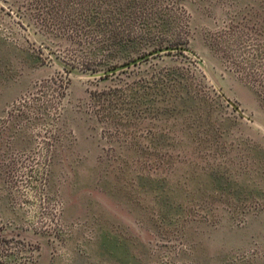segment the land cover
I'll list each match as a JSON object with an SVG mask.
<instances>
[{"label": "rangeland", "instance_id": "obj_1", "mask_svg": "<svg viewBox=\"0 0 264 264\" xmlns=\"http://www.w3.org/2000/svg\"><path fill=\"white\" fill-rule=\"evenodd\" d=\"M45 248L264 264V0H0V263Z\"/></svg>", "mask_w": 264, "mask_h": 264}, {"label": "water", "instance_id": "obj_2", "mask_svg": "<svg viewBox=\"0 0 264 264\" xmlns=\"http://www.w3.org/2000/svg\"><path fill=\"white\" fill-rule=\"evenodd\" d=\"M179 50H185V48L180 47V46H174V47L169 46V47L161 48V49L155 50L153 52H150V53H148V54H146L144 56H141V57H139L137 59H134V60H132L130 62H127L125 64L119 65V66H117L115 68H112V69L104 72V74H110V73H115V72H119V71L125 70V69L129 68L132 65H136V64L148 59L149 57L158 55L160 53L170 52V51H179Z\"/></svg>", "mask_w": 264, "mask_h": 264}, {"label": "crops", "instance_id": "obj_3", "mask_svg": "<svg viewBox=\"0 0 264 264\" xmlns=\"http://www.w3.org/2000/svg\"><path fill=\"white\" fill-rule=\"evenodd\" d=\"M33 264H78V262L72 257L70 258L56 257L54 259H51L48 254V249L45 248L43 249V255L41 256V258L38 261L34 262Z\"/></svg>", "mask_w": 264, "mask_h": 264}, {"label": "built area", "instance_id": "obj_4", "mask_svg": "<svg viewBox=\"0 0 264 264\" xmlns=\"http://www.w3.org/2000/svg\"><path fill=\"white\" fill-rule=\"evenodd\" d=\"M1 264V263H0Z\"/></svg>", "mask_w": 264, "mask_h": 264}]
</instances>
